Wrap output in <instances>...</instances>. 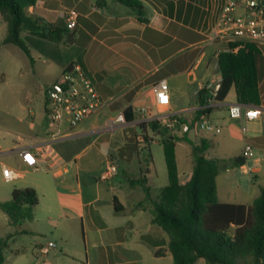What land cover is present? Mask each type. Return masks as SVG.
<instances>
[{
  "label": "crops",
  "instance_id": "obj_1",
  "mask_svg": "<svg viewBox=\"0 0 264 264\" xmlns=\"http://www.w3.org/2000/svg\"><path fill=\"white\" fill-rule=\"evenodd\" d=\"M46 1L48 0H37L35 6L28 8V12L50 24L61 21L65 26V20L61 16L63 12L58 15L50 13L48 8L42 6ZM140 1L144 6L143 18L147 20L143 23L138 22L131 8L116 0H77L76 6L79 11L72 8L79 17L77 20L79 19L80 23L76 20V26L78 25L90 43L83 47L80 53L77 49L73 50L77 55L73 54L68 63L61 65V74L69 65L78 64L76 57L82 58L81 62L85 66L82 69L92 80L100 98V104L87 119L72 128L65 121L55 127L51 123L45 127L48 118L45 88L42 110L46 118H43V114L36 116L33 122L29 123L28 136L14 134L10 138V131L0 130L2 133L0 176L3 177L2 165L21 170V177L9 188L7 193L9 199H0V202L10 200L13 189L33 188L38 196L36 207L40 206L46 197L48 202L53 204H48L45 210L44 221L48 225L52 223V227L55 228L58 221H78L76 233L79 234L80 230L81 240L77 239L75 233L56 235L65 241L64 244L72 240L74 244L72 252L58 251L57 243L53 240H47L46 243L36 241L34 255H39L36 264H173L172 256L168 252L169 237L153 223L150 201L145 199V193L140 185H131L129 182L145 176V185L150 193L148 181L153 177L150 169L152 162L150 145H144L145 149L136 151L131 148V152L125 155L120 153V157L124 159L120 162L123 167L120 163L117 166L113 164L115 172L103 179L107 165L112 164L108 161L107 154L111 151L110 146L114 140L115 143H119L122 124L116 122V118L128 107L131 108L134 120L127 123L136 124L140 116L142 119L145 118V114L138 111L140 108L151 116L177 114L181 119L190 121L197 110L196 92L203 87L213 88L215 84L220 83L217 54L224 46L219 42H204L201 9L206 0H201L199 4H195L194 0H178V4L175 0ZM182 14L185 15L183 23ZM191 22L192 27L189 24ZM106 25L109 29L105 27ZM91 28L97 30L95 34L91 32ZM185 31L202 36L197 44L190 45L194 51L199 52V57H196L195 53L191 56L185 52L187 48L177 44L181 41V33ZM79 37L77 35L75 43L68 49L77 47L75 45ZM255 46L259 50L256 71L259 108L262 110L260 118L248 124L245 134L241 132L239 122L230 119L227 114L228 106L239 103L234 88L223 102H212L211 111L207 115L221 131L223 129L239 134L242 141L239 156L243 154L245 145H249L251 151L254 147L256 151V155L252 156L251 153L246 157L245 165L242 167L225 166L231 171L240 168L251 178L243 181L231 177L224 184V200L220 197L217 182L219 171L216 176V189L218 201L221 203L251 205L258 197L260 188L264 187L259 186L258 192L254 195L257 197L251 203L237 201L233 195H228L235 188L243 189L245 193L249 192V183H252L250 184L252 186L257 183L259 175L264 171V46ZM208 49L209 51L203 55L202 52ZM178 55L180 56L177 58ZM47 57L55 61L50 56ZM192 68L196 69L197 73L193 72ZM161 80H165L169 87L170 104L163 110L166 111L165 114L156 106L152 91L153 85ZM21 110L27 111L29 115H36L27 104L21 105ZM17 121L25 122L24 113L18 116ZM110 123L114 124L112 128H108ZM103 129L106 132L110 130L109 138H104ZM183 129L184 127H178L176 134L182 136L185 133ZM203 136L198 129L187 132V137L191 141L196 142L197 139L198 142L194 144H198L201 138L206 139ZM158 137L159 135L157 139ZM157 139L151 140L150 144L159 143ZM178 143L184 142L176 144ZM119 147L116 145L113 150ZM24 150L36 157L38 169L25 166L21 154ZM140 160L144 164L143 167L138 165ZM249 162L252 163L251 168L247 167ZM11 164L16 168L11 167ZM72 168L74 175L70 174ZM28 169L36 172L51 171L56 179L55 187L45 182L18 185L17 182L24 178ZM121 170L133 171L136 175L132 178L124 177L120 182L118 176ZM96 171H99L98 177L92 175ZM191 174L192 169L188 172H178L179 183L186 184ZM254 176L256 178L253 179ZM181 178L184 180L181 181ZM166 185L161 186L160 190ZM150 199L156 200L152 197ZM37 233L40 234L38 231ZM50 242L54 247L49 248L46 254H42L41 250ZM157 251H161L162 254L157 256Z\"/></svg>",
  "mask_w": 264,
  "mask_h": 264
},
{
  "label": "trees",
  "instance_id": "obj_2",
  "mask_svg": "<svg viewBox=\"0 0 264 264\" xmlns=\"http://www.w3.org/2000/svg\"><path fill=\"white\" fill-rule=\"evenodd\" d=\"M36 1L0 0V13L6 21L3 44L17 46L31 61L30 51L21 38L22 32L48 38L54 43H61L66 38L69 43L73 41V34H66L63 23L46 24L28 12ZM116 1L131 8L138 22H147L143 18L144 6L140 0ZM234 46H239L236 53L224 50L217 54L220 83L216 94L213 96L206 87L201 88L196 96L197 110L192 119L178 121L177 128L184 127L182 136L159 121L150 120L146 124L161 137L164 150L168 184L160 190L159 199H150L145 176L129 181L131 185H140L145 199L150 201L153 223L169 237L168 252L173 264H264V187L260 188L251 205L219 202L216 176L227 165L205 157L209 148L206 139L201 138L198 144H194L187 137V132L197 127L200 118L210 113L211 103L223 102L232 88L240 104L260 106L256 71L259 50L250 43L230 44V47ZM123 115L126 122L134 120L130 107L124 110ZM144 141L148 143L149 140L144 137ZM177 142L192 146V174L183 185L179 183L174 158ZM245 162L243 154L230 160L233 167H242ZM37 204L38 196L33 188L13 189L10 200L0 202V211L8 217L11 225L20 226L32 221ZM6 246L7 242L0 239V264L5 263L3 253ZM160 254L161 251L156 252L157 256Z\"/></svg>",
  "mask_w": 264,
  "mask_h": 264
},
{
  "label": "rangeland",
  "instance_id": "obj_3",
  "mask_svg": "<svg viewBox=\"0 0 264 264\" xmlns=\"http://www.w3.org/2000/svg\"><path fill=\"white\" fill-rule=\"evenodd\" d=\"M76 2L77 0H48L42 6L48 8L50 10V13L58 15L59 13L61 14L62 12H65L68 9L72 8L77 11L78 7L76 6ZM175 2L177 4L179 3L178 0H175ZM200 2L201 0H194L195 4H199ZM131 11L132 13H134L133 10ZM184 16L185 15L182 14V23L184 20ZM77 21L78 23H80L79 19ZM44 22L46 24H50L45 20ZM189 24H191L192 27V22ZM105 27L109 29V26L106 25ZM65 29L67 35L73 34L72 43H69L67 38L64 39L61 43H54L48 38H38L30 35L27 32H22L21 38L25 42L31 53L33 59V61H31L17 46L3 44V39L6 36V21L3 15L0 13V130L10 131V138H12L14 134H20L24 137L28 136L30 134L29 123L33 122L35 117L41 114H43L44 119L46 118V115L42 110L43 91L45 90V88L50 86L53 81L61 78V65L68 63L73 58V54L77 55V53H74L73 50L75 51L77 49L78 53H80L83 47H86L90 43V40L87 39L81 32L80 28H78V25L72 31L67 30V28ZM96 31V29L91 28V32L93 34H95ZM77 35L80 36L77 45H75L77 47L75 49H68L70 45L75 43ZM201 38L202 36L194 32L185 31V33H181V41L177 44L182 45L181 47L187 48L185 52L189 53L191 56L195 53L197 57L199 52L194 51L192 47H190V45L192 46L193 44H197ZM110 45L111 43L108 44V46ZM200 45L203 46L202 43ZM209 49L205 52H202V54H206ZM46 55L50 56L55 61L60 62L57 63L55 61H52ZM179 56L180 55H178L177 58ZM81 60V57H76V61L78 63L77 65L81 64V67L83 68L85 66L83 65L84 63H82L83 60L82 62ZM191 70L197 73L196 69L192 68ZM23 104H27L28 107L33 109L36 115H29L27 111L25 112L21 110V105ZM164 109L165 107H160L159 111L162 114H165L166 111H163ZM22 113H24L25 115V122L18 123L17 118ZM142 118L143 117L140 116L136 124L126 122L120 126V128L122 129H120L121 136L119 138V143H115V140L113 141V143H111V151L108 152L107 159L112 164L117 166L124 160L120 157V153H123L125 155L127 152H131V148L133 151H136L139 149L141 150L142 148L145 149L146 147L143 146L146 144L147 146L150 145V151L152 155L150 169L153 177L148 181V184L150 186L149 194L152 199L157 200L159 199L158 195L160 187L166 185L168 182L167 169L164 159V150L163 145L160 143L161 137H158L157 139V134L150 130L148 126H146L148 121H143ZM49 123L50 121L47 118V122L45 121V127L47 126V124L49 126ZM143 125H145L146 127H142ZM195 129L197 128L195 127ZM174 130L175 129H172V131ZM103 131H105L104 138H109L110 130L106 132V130L103 129ZM0 134L2 133L0 132ZM144 137H147V139L149 140L148 143L144 141ZM203 137H205L209 143V148L205 156L221 161L222 165L230 166L231 164L229 161L231 160V158L237 157L239 156V154H241L242 141L240 140V136L237 133H231L227 130L222 129V131L218 134L205 133ZM139 138L143 139V142H140ZM153 139L159 140V143L154 142L153 144H150L151 140ZM196 142H198L197 139ZM196 142H194V140L192 141V143ZM116 145L120 147L113 150ZM191 148L192 146L186 142L178 143L175 145L174 158L177 173L186 171L188 172L192 169V161L190 156ZM251 153L252 156L256 155L254 147H252ZM11 165V167L16 168L14 164ZM120 165L123 167V164L120 163ZM138 165L143 167L144 164L140 160ZM251 166L252 163L249 162L247 164V167L251 168ZM28 170L29 171L25 173L24 178L17 182L18 185H23L25 183L45 182L55 187L56 179L53 177L51 171H45V173L36 172L31 169ZM122 170L119 172L118 176L120 182L124 177L132 178L136 175L135 172L133 173V171L127 172V170ZM74 173V169H70V174L74 175ZM92 175L98 177L99 171L94 172ZM231 177L232 179L236 178L243 181L245 179L250 180L251 178L249 175L244 174L243 170L240 168H234L232 171L226 167L221 168L220 175L217 178V182L220 197L222 200H224V184L225 182H228ZM254 178L256 177L254 176L253 179ZM180 180L183 181L184 179L181 178ZM13 183H15V181L5 182L3 180V177L0 176L1 200L9 199L7 193ZM250 184L252 183H249V192L245 193L243 189L235 188L234 191L232 193L229 192L228 195H233L235 197V200L237 201L251 203L253 199L257 197L254 195H256V193L258 192L259 186H264V171L259 175L257 183L253 184V186ZM48 204H52V202L49 203L46 197L45 199H43L40 206L36 207L34 220L23 223L20 226L11 225L8 217L2 211H0V239L7 242V246L4 249L3 253L5 258L4 264H36V259L39 258V255H34V243L36 241L46 243L47 240H53L57 243L58 251L62 250L64 251L63 253H71L72 249H74L72 240H70L67 244H64L65 241L63 242L59 237H56L57 234L70 235V233H75V235L78 236L77 239L81 240L80 230L79 234L76 233L77 227L79 226L77 220L72 222L58 221L57 227L55 228L52 227V223L51 225H48L44 221V217H46L45 210ZM54 222H56V220L53 221V223ZM37 231L40 232V234H38ZM62 239L64 240L63 237ZM82 261L84 262V260ZM42 263H45V261H42Z\"/></svg>",
  "mask_w": 264,
  "mask_h": 264
},
{
  "label": "built area",
  "instance_id": "obj_4",
  "mask_svg": "<svg viewBox=\"0 0 264 264\" xmlns=\"http://www.w3.org/2000/svg\"><path fill=\"white\" fill-rule=\"evenodd\" d=\"M201 10L203 12L205 43L219 42L224 46L220 51L226 50L232 53H236L239 49V46L230 47V44L233 43L264 46V0H206ZM61 16L64 18L68 30H73L76 27L78 14L75 10L63 12ZM206 88L214 96L219 88V83L215 84L213 88ZM152 91L157 107H166L170 104L169 87L165 80L154 84ZM45 99L47 115L53 127L64 121L69 127H76L87 119L100 104V98L92 80L77 64L66 67L61 78L46 88ZM138 111L145 114L143 121L156 120L169 129L176 130L178 121L181 119L177 114L151 116L143 108ZM227 114L230 119L239 122L241 132L245 134L248 124L258 120L262 115V110L259 107L235 103L228 106ZM116 122L126 123L124 115H118ZM113 125L110 123L108 128H112ZM196 126L198 131L203 134L221 132V128L214 124L207 115L201 117ZM139 141L143 142V139L139 138ZM21 154L27 168L38 169L37 159L31 152L24 150ZM250 154L251 147L245 145L243 155L246 158ZM115 170L113 164L107 165L102 178L113 174ZM2 176L5 182H12L21 177V170L2 165ZM51 247H54V244L50 242L47 247L41 250V253L46 254Z\"/></svg>",
  "mask_w": 264,
  "mask_h": 264
},
{
  "label": "water",
  "instance_id": "obj_5",
  "mask_svg": "<svg viewBox=\"0 0 264 264\" xmlns=\"http://www.w3.org/2000/svg\"><path fill=\"white\" fill-rule=\"evenodd\" d=\"M49 31L48 30H46V33H48ZM145 160H147V159H145Z\"/></svg>",
  "mask_w": 264,
  "mask_h": 264
}]
</instances>
